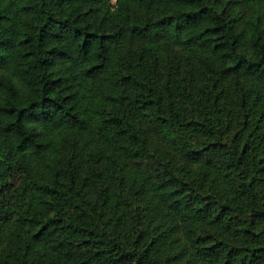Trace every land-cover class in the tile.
<instances>
[{
	"label": "trees",
	"instance_id": "trees-1",
	"mask_svg": "<svg viewBox=\"0 0 264 264\" xmlns=\"http://www.w3.org/2000/svg\"><path fill=\"white\" fill-rule=\"evenodd\" d=\"M0 236V264H264V0H0Z\"/></svg>",
	"mask_w": 264,
	"mask_h": 264
},
{
	"label": "rangeland",
	"instance_id": "rangeland-1",
	"mask_svg": "<svg viewBox=\"0 0 264 264\" xmlns=\"http://www.w3.org/2000/svg\"><path fill=\"white\" fill-rule=\"evenodd\" d=\"M249 10H250V8H247V7H246L245 11H246V12H249ZM250 98L253 99V98H254V94H252ZM179 233H180V231L177 230V235H178ZM178 238L181 239V238H182L181 235H179ZM0 240H1V236H0Z\"/></svg>",
	"mask_w": 264,
	"mask_h": 264
}]
</instances>
